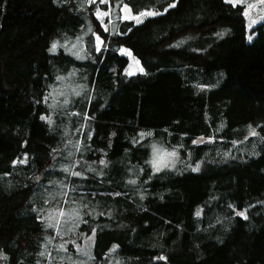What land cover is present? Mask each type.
I'll return each mask as SVG.
<instances>
[{
	"label": "trees",
	"instance_id": "16d2710c",
	"mask_svg": "<svg viewBox=\"0 0 264 264\" xmlns=\"http://www.w3.org/2000/svg\"><path fill=\"white\" fill-rule=\"evenodd\" d=\"M125 2L134 12L159 14L141 24L117 22L108 48L96 52L89 28L109 34L101 31L95 4L0 0V253L7 257L0 264L49 263L56 227L38 217L62 206V184L76 188L67 197L73 208L88 205L81 209L87 223L57 235L68 249L64 264L79 257L71 241L86 248L92 229V258L83 256V264H264V23L249 40L242 5ZM76 41L79 53L93 58L90 84L96 78L100 90L82 135L85 160L76 171L84 178L63 171L73 166L69 138L77 135V145L81 130L61 124L56 93V77L76 63L69 52ZM53 42L56 52L49 51ZM121 46L144 74H125L130 59ZM201 137L204 142L192 143ZM154 141L179 151L174 169L153 171ZM20 160L26 163L13 164ZM241 211L247 219L236 214Z\"/></svg>",
	"mask_w": 264,
	"mask_h": 264
},
{
	"label": "rangeland",
	"instance_id": "374dc122",
	"mask_svg": "<svg viewBox=\"0 0 264 264\" xmlns=\"http://www.w3.org/2000/svg\"><path fill=\"white\" fill-rule=\"evenodd\" d=\"M113 1L114 0H110V3H113ZM248 2L251 3V2H253V0H248ZM95 5H96L95 9L97 7H99L101 10H105V11L108 10V5L107 4H100L99 0H96ZM113 6H114V4H113ZM242 6L246 7V5H242ZM261 7H264V6L258 5L256 9L252 10V13H251L253 18H257L256 24L251 25L249 22V19L246 17V28H247L248 39L250 36L253 38V36H254V34H252L253 29L256 26H258L259 24L264 23V20H260L258 18L259 16L264 15V13L259 11V9ZM119 14H120V12H118V8H115L114 11L112 12L111 22H109L107 17L104 18L105 23L107 24V26L109 28V32H108L109 36L107 37V39H105V43L107 44V48H108V44H109V38L112 36V32L114 31V26L117 22L120 21L119 19H117V16ZM101 31H103V29ZM104 35H107V33H104ZM103 37H105V36H103ZM78 41H80V40H78ZM78 41L71 44L70 49L72 52L71 51H69V52L71 54L72 53H78L79 57H81V58H77V55L72 54L74 56V58L76 59V63L68 73L61 74V77H64V79L60 80V83L57 87L58 89H56V93H57V97H58L57 99L59 101V106L61 109V111L59 113V117H58L59 121L61 122V124L64 127H66L67 125H71L73 127L74 133L79 131L78 130L79 127L81 130V134H80L81 138L78 140L77 145H76V142L73 143V141L77 137V135L72 134L71 137L69 138V141H68L69 144L67 145V147H68L67 152H68L69 158L73 160V162H72L73 166H71V164H70L71 162L67 163L65 166V167H69V173L71 171H76L78 166H80L85 160L84 159L85 156L83 153L84 149H81V147H82V145H81L82 135L84 134L85 130L89 129V127H90V122L92 120V117L89 114V108L92 104V101H94V100L96 101V99L98 98L99 93H100V90H98L96 88V78H95V82L93 84H90V77H91L93 66L89 63L93 62V58L87 57L85 51L83 54L79 53L81 51L80 47L82 48V46H80L81 43H79ZM84 48H88L87 45L83 46V50H84ZM86 51H87V49H86ZM129 61H130L129 66H131V69L134 72H136V65H135L134 61L131 59ZM138 73L139 72H136V74H138ZM99 84H101V82ZM76 93H79V95H77ZM87 93H89L88 94L89 98H88V103L85 106L84 101H85V97H86ZM85 108H86V112L82 116V113L85 110ZM153 146H155V148L160 150L159 153L154 152ZM66 148H65V150H66ZM74 150L76 151L75 153H74ZM173 150H175V152L177 153V156L172 157V156L167 155V153H171V152H173ZM154 160L158 162V166L160 167V171H156V169L153 167L151 162ZM178 161H179V151L177 149L168 148V147L162 145L161 143H159L158 141H154L153 143H151V146H150V165H151L154 172L157 173V172H161L164 170L174 169L177 166ZM167 162H172V164L174 166L165 167L164 164ZM66 191H68V190H66ZM62 192H63V190L60 189L59 195L58 194L51 195L52 200L54 202H57L58 201L57 198L60 197ZM69 193H70V191H68V194ZM68 194H67V196H65L64 200H68L67 199ZM62 207H64L65 209H68V210L73 208L70 205V203L65 204L64 201H63ZM50 213H51V216L55 217L56 216V209L51 211ZM65 219H67V218H65ZM52 223H55V221L53 220ZM70 225H71V223H64V222H61L58 225L59 231L61 233V237L64 233H66L68 231V228ZM73 228H75V227H73ZM61 243H63V241L61 239L58 240L57 227H56L55 235L53 236L51 241H49L50 248L47 252V255L48 254H51V255L47 256L49 259L48 264H55L57 262V260L62 261L63 264L66 262V260H65L66 254H64L63 250L59 249V245ZM90 243L92 244L91 240H87V239L85 240L86 248H84V250L87 252H88L87 247L90 245ZM47 246H48V244L45 245V248L43 250L44 253H46ZM78 256H79L78 259L77 260L74 259V260L77 262V264H80V262H82V261H79V260H84V257H83V255H80L79 253H78Z\"/></svg>",
	"mask_w": 264,
	"mask_h": 264
},
{
	"label": "snow or ice",
	"instance_id": "6c2138e0",
	"mask_svg": "<svg viewBox=\"0 0 264 264\" xmlns=\"http://www.w3.org/2000/svg\"><path fill=\"white\" fill-rule=\"evenodd\" d=\"M225 2L231 4L233 7H236L237 5H246V7H243V9H242V14L249 19V22H250L251 25H254V24L257 23V18H253L252 15H251L252 10L256 9L258 5L264 6V0H253V2H251V3H249L248 0H225ZM99 3L108 5V10H106V11L105 10H101L99 7H97L95 9V11H94V15H95L96 19L99 21V26L103 29L104 33H108L109 32V28H108L107 24L105 23L104 18L107 17L109 22H111L112 12L114 11L115 8H119V12H120V14L117 16V19H119L120 21H132L135 24H141V23H143L144 18L156 16V15L159 14L156 11H152V10H148V9H145V10L137 9L134 12L133 11V7L130 6L129 2H125V0H114V6H113V3H110V0H99ZM82 4L93 5V4H96V0H82ZM175 5H176V0H172V2L168 5V8L175 7ZM167 10H168L167 8L164 9V11H167ZM259 11L264 13V7H261L259 9ZM258 18L260 20H264V15H261ZM131 30H132L131 28L127 29V31H131ZM89 31L92 33V35L95 38V42L93 44V47H94L95 51L96 52H101L102 49L106 50L107 49V44L105 43V39L106 38L103 37L101 34H98V30L94 31L92 28H89ZM119 34H123V33H119ZM218 35H221V34L218 33ZM249 39L251 40L252 37L250 36ZM59 46L60 47H65L64 45H59ZM176 47H179V44H177ZM57 48H58V42H53L52 45H51V48L49 49V51L50 52H56ZM119 52L122 55H125V56L129 57L131 60L134 61L135 65H136V72H139L141 74L145 73L144 67L141 65L140 61L138 59H136L135 56L132 55V52H131L130 49L121 46L119 48ZM75 55H77V58H81V57H79L78 53H75ZM136 72H134L131 69V66H129V68L125 69V74L128 75V76L135 75ZM56 78L58 80L64 79V77H61V76H57ZM76 94L79 95V93H76ZM47 99H48L47 97L44 98L45 102H47ZM40 118L42 120L47 121L49 124L52 123L50 117L41 116ZM249 134L252 135V136H260V133H258L255 129H250V133ZM145 135L151 136L152 133L151 132H149V133H143V132L140 133L141 137H144ZM211 139L212 138H210V140ZM262 139H264V137H262ZM202 142H204V139L202 137L199 138L198 140H193L192 141L193 144L202 143ZM153 150L156 153H159V151H160L159 149L155 148V146H153ZM167 155L175 157V156H177V153L175 152V150H173V152L167 153ZM18 162L19 163H26V160L13 161V164H16ZM99 163L101 165H104L105 167H107L109 161H106L104 159H100ZM151 163H152L153 167L156 169V171H160V167L158 166V162L157 161L154 160ZM164 166L165 167H172L174 165L172 164V162H167V163L164 164ZM189 167H191V165H189ZM88 170L89 171H94L91 168H89ZM192 170L193 171H199L200 170L199 164H197L196 167L192 168ZM63 171L64 172H69V167L63 168ZM70 174L72 176H74V177L84 178L83 173L80 172V171H71ZM98 175L102 176L103 173L102 172L98 173ZM36 179L39 180L40 178L36 177ZM129 183H133L134 184L135 181L131 180V181H129ZM61 187L63 189H67L68 191H71V192H75L76 191L75 187L69 188V186L66 185V184H62ZM68 191H64L62 193V195L67 196ZM116 195H119V193H116ZM79 199H80V201H83L84 198L81 196ZM44 203L48 204L49 200L45 199ZM64 203L67 204V203H69V201L68 200H64ZM71 203L75 205L77 203V200H72ZM87 207H88V205L84 204V203H81L79 207H74V208H72L70 210L65 209L64 207L60 206V207L56 208V216L55 217L50 215V216H48L46 218L38 217V219H41L42 221H47L45 223V227L46 228L57 227V235H60L61 233L59 231L58 225L61 222L71 223L74 227H78L79 223H81V222L87 223V221H85L83 219V215H81V209L87 208ZM33 210L35 211V209H33ZM236 214L241 216L243 219H247L248 218L247 214H246V211L237 212ZM84 215L91 216L92 212L84 213ZM100 215H104V213H100ZM200 215H201V212L197 211L196 212V216L199 217ZM65 218H67V219H65ZM53 220L55 221V223H52ZM91 231H92V235L91 236H87V240H94L95 229H92ZM82 235H86V234L82 233ZM71 243L75 246L76 251L80 255L89 256L90 259L92 258L87 251H85L83 248H81V246L79 244L76 243L75 240L71 241ZM118 247H119V245H114L112 250L114 251ZM59 249L65 251V252H67V250H68L65 247L64 243H61L59 245ZM39 255L41 257H44L45 253L41 252V253H39ZM48 255L50 256L51 254H48ZM0 258L7 259V257L3 256L2 253H0ZM158 259H166V257H158ZM37 264H39V261H37ZM71 264H77V262L76 261H71ZM80 264H83V262H80Z\"/></svg>",
	"mask_w": 264,
	"mask_h": 264
}]
</instances>
